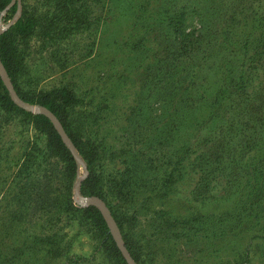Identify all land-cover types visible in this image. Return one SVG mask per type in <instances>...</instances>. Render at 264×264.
Instances as JSON below:
<instances>
[{
  "label": "rangeland",
  "instance_id": "374dc122",
  "mask_svg": "<svg viewBox=\"0 0 264 264\" xmlns=\"http://www.w3.org/2000/svg\"><path fill=\"white\" fill-rule=\"evenodd\" d=\"M66 7L73 22L54 24L62 13L53 0H21L17 19L27 12L39 21L34 35L18 40L21 89L66 86L77 101L68 127L97 154L88 163L76 149L83 164L74 159L66 177L68 155L48 148L47 134L30 118L0 109V264H128L98 204L81 205L93 196L136 264H264V124L253 122L233 141L221 140L220 119L207 126L213 92L238 59L224 28L238 32V41L252 22L263 29L264 0H73ZM170 13L185 17V32L214 24L194 60H176ZM186 112L193 121L182 126ZM224 146L225 159L211 163L214 179L205 187L197 155ZM85 170L90 187L83 186ZM123 180L126 194L118 190ZM23 183L29 196L14 200ZM90 205L118 251L96 240L80 211Z\"/></svg>",
  "mask_w": 264,
  "mask_h": 264
},
{
  "label": "trees",
  "instance_id": "16d2710c",
  "mask_svg": "<svg viewBox=\"0 0 264 264\" xmlns=\"http://www.w3.org/2000/svg\"><path fill=\"white\" fill-rule=\"evenodd\" d=\"M55 6L61 13L64 9H68L67 2L73 0H53ZM10 2V0H0V12ZM16 4L11 7L9 12H14ZM56 19L54 24H57L60 20H68L73 22L71 15L66 11L62 14L56 13ZM66 17H68L66 19ZM65 18V19H64ZM205 19L207 17H203ZM60 19V20H59ZM236 20L234 17L232 18ZM185 17L183 15L169 14L168 23L169 26H173L172 39L173 45H177L179 48V54L176 57L178 63L186 62L187 60H194L202 51L204 41L208 36L215 33L214 24L212 27L201 24V29L196 31L185 32L183 28V21ZM201 21V19H200ZM204 22V21H203ZM171 23V24H170ZM39 25L36 17L33 14L24 12L15 21V23L0 35V60L4 68L10 77L15 90L18 95L29 103H36L43 105L50 109L60 120L63 127L66 129L68 135L72 139L78 153L82 155L88 163L93 162L96 157L97 150L92 145H88L80 132L74 129H69L68 118L69 109L77 103L74 94L66 87L60 86L58 88L49 91L32 92V94L22 91L21 78H22V54L18 47V40H25L34 35L36 27ZM212 31V32H211ZM234 31L231 27L224 28V40L226 43L233 45L237 43L235 55L237 61L234 64L235 71L232 69L224 74L221 83L217 89L213 92L212 98V110L210 111L208 124L212 125L219 119L225 126L220 131L221 140L228 139L233 141L234 139L240 140L244 130L249 129L253 122L262 121L264 124V28H259L255 22H252L244 31L242 38L238 39V32ZM212 33V34H210ZM29 94V95H28ZM0 109L2 111H17L25 118H30L34 121L36 127L42 132L47 134V146L53 150L61 149L64 151L68 158L65 160V176L67 172L71 175L75 172V162L72 154L61 140L59 134L54 129L52 123L43 114H33L20 107H18L10 98L9 92L6 89L3 80L0 76ZM217 107V108H216ZM184 109V108H183ZM184 113V112H183ZM184 121L183 125H186V120H191V116L188 112L182 116ZM230 121V122H229ZM206 123V122H204ZM220 141V140H219ZM226 141V142H228ZM227 147L217 149V153L214 151H208L204 154L197 155V163L194 165L196 169L205 166V170L202 174L205 187L210 185L213 181V163L216 159H225L222 155V151ZM191 155H188L189 157ZM185 157L182 156L181 164ZM261 174H264V163L258 168ZM92 174L89 172L87 177L83 181V186H89L92 182ZM95 180V179H94ZM27 183H23L20 187L21 193L15 194L14 200L21 199L20 197L29 196ZM125 180L119 186V191L122 194H126L124 191ZM95 191L100 195V189ZM129 192V191H128ZM127 192V193H128ZM18 201V200H17ZM247 208V207H246ZM249 211L253 210V207L248 205ZM69 210L73 211V208ZM13 212L18 213L19 208L14 207ZM80 211L84 213V216L92 222L96 231V240L99 241L100 246H104L109 251H118L117 246L108 230L105 220L103 219L100 211L95 206H87L80 208ZM117 223L120 226L121 221L117 219ZM125 243L128 244L129 239L124 234ZM133 257L136 261L138 258L133 253ZM125 264V263H123Z\"/></svg>",
  "mask_w": 264,
  "mask_h": 264
},
{
  "label": "water",
  "instance_id": "95a60500",
  "mask_svg": "<svg viewBox=\"0 0 264 264\" xmlns=\"http://www.w3.org/2000/svg\"><path fill=\"white\" fill-rule=\"evenodd\" d=\"M15 3H17V10L14 14V16L11 18V20L5 25L4 28H0V34L2 33V31L8 27H10L15 20L18 17L19 11H20V7H21V0H10V2L6 5V7L3 9L0 18L2 17V15L8 10L10 9ZM0 76L3 80V83L5 85V87L7 88V90L10 93V98L13 102H15L19 107L23 108L26 111L29 112H33V113H37V114H43L45 115L53 124L55 130L57 131V133L60 135L63 143L66 145V147L68 148V150L70 151V153L73 155L74 159L77 161V163L83 164L80 156L78 155L76 148L73 144V142L71 141V139L69 138V136L67 135L66 131L64 130L63 126L61 125L60 121L58 120V118L56 117V115L47 107L43 106V105H32L26 101H24L23 99H21L19 97V95L17 94L10 77L7 74L6 69L4 68L3 64L1 63L0 60ZM87 172L86 170L84 171V175L83 178L86 177ZM80 185H81V180H79L75 186V190L74 193L76 196L80 197ZM98 204L99 209L101 210L102 214L104 215L110 230L113 233V236L117 242V245L122 253V255L124 256L125 260L127 261L128 264H136L134 262V260L130 257V255L128 254L127 250L125 249V247L123 246V242L122 239L120 237V235L118 234V230L116 228V225L110 215V212L108 211L106 205L101 201V199H99L96 196L90 197L88 198L86 201L81 202L82 206L88 205V204ZM116 232V234H115Z\"/></svg>",
  "mask_w": 264,
  "mask_h": 264
}]
</instances>
